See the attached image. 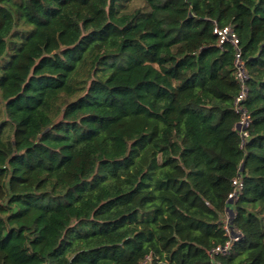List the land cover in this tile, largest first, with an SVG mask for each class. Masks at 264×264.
<instances>
[{
	"label": "trees",
	"instance_id": "obj_1",
	"mask_svg": "<svg viewBox=\"0 0 264 264\" xmlns=\"http://www.w3.org/2000/svg\"><path fill=\"white\" fill-rule=\"evenodd\" d=\"M219 263L264 264V0H0V264Z\"/></svg>",
	"mask_w": 264,
	"mask_h": 264
},
{
	"label": "built area",
	"instance_id": "obj_2",
	"mask_svg": "<svg viewBox=\"0 0 264 264\" xmlns=\"http://www.w3.org/2000/svg\"><path fill=\"white\" fill-rule=\"evenodd\" d=\"M213 32L218 38L219 41L218 45L220 47L229 44L234 49L235 79L240 86V92L236 97L234 103V110L237 114L240 115V120L236 125L235 129L238 131L240 137L245 139L248 137V128L251 123L250 116L243 106V102L247 98L249 92L247 87L249 75L246 69L245 60L243 59L240 40L238 35L230 26L220 27L217 24H215ZM232 184H233V191L229 194L228 199L229 201L235 202L239 199L242 193L243 183L239 178H235ZM233 218H234V213L231 214V212H228L226 216L225 231H226V235H228L229 237V240L224 245H218L208 252L210 257L214 261L216 260L217 257L228 256L231 252V248L234 241H237L239 239V235L233 232L229 224ZM148 260L150 259L148 258ZM144 263H147V261Z\"/></svg>",
	"mask_w": 264,
	"mask_h": 264
},
{
	"label": "water",
	"instance_id": "obj_3",
	"mask_svg": "<svg viewBox=\"0 0 264 264\" xmlns=\"http://www.w3.org/2000/svg\"><path fill=\"white\" fill-rule=\"evenodd\" d=\"M233 202L232 201H229L228 204L231 205ZM231 214H233V212L231 211Z\"/></svg>",
	"mask_w": 264,
	"mask_h": 264
}]
</instances>
